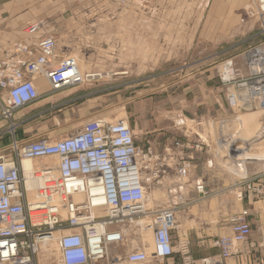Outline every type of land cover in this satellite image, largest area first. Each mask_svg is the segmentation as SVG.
Returning <instances> with one entry per match:
<instances>
[{"label":"built area","instance_id":"obj_1","mask_svg":"<svg viewBox=\"0 0 264 264\" xmlns=\"http://www.w3.org/2000/svg\"><path fill=\"white\" fill-rule=\"evenodd\" d=\"M44 26L45 20L28 22L24 32L30 41H15L0 56V118L10 122L7 131L13 136L16 111L101 78L96 71H83L75 56H62L55 34L40 36ZM218 74L233 113L260 110L264 116V35L246 47L241 61L222 60ZM37 77L47 79L49 90L39 91ZM197 136L191 139L185 133L186 141L175 140L159 152L151 144L138 143L126 118L102 117L87 119L56 141L15 138L8 155L0 156V264H115L119 257L110 256L111 245H130L128 264L163 262L176 251L183 264H227L250 240L249 208L228 218L230 233L215 242L219 255L195 259L188 239L175 244L173 235L186 194L179 190L181 201L174 205H148L152 186L171 170L180 182L177 187L193 184L201 199L210 195L203 180L190 181L204 143ZM30 159L45 160L43 169L27 173L23 162ZM254 162L260 163L259 170L249 172L246 166L231 187L238 201H244L246 193L264 201V160ZM28 178L35 182L31 188ZM142 233L150 234L152 241H145ZM45 250L52 254L50 261L44 259Z\"/></svg>","mask_w":264,"mask_h":264},{"label":"rangeland","instance_id":"obj_2","mask_svg":"<svg viewBox=\"0 0 264 264\" xmlns=\"http://www.w3.org/2000/svg\"><path fill=\"white\" fill-rule=\"evenodd\" d=\"M89 1L77 0V6L64 10L62 19L60 10L52 9L41 10V13L35 10L36 17L31 18L45 20L44 29L53 34H77L71 41L59 38L60 49L69 47L72 52L68 56H75L84 71L92 70L101 75L82 87L60 91L64 93L55 98L53 108L45 114L46 120L53 124L52 132L81 128L89 119H81L87 109L100 112L101 117L109 120L127 118L125 84L138 80L134 84L142 91L143 101L139 104L144 110V117L133 123L138 143L151 144L161 152L165 142L160 140L159 127L164 121L169 135L177 133L175 140L181 141L184 133L175 128V120L177 110H182V114L192 118L188 125L191 139L198 138V133L204 142L192 175L210 187L224 186L235 192L231 187L241 178L226 168L224 160L232 161L238 154L249 151L263 154L264 132L249 118L239 117V123L234 122L243 134L240 140L228 145L229 149L235 145V150L228 153L224 145H218L219 123L238 115L227 103L218 65L226 58L241 61L246 47L263 37L264 13L258 1ZM61 54L65 52L61 50ZM142 131L146 135L141 134ZM250 161L246 166L252 172L260 163ZM179 184L171 170L162 183L152 186L148 205L163 207L179 203ZM232 196L230 205H234L235 210L242 209L233 193ZM223 207L222 202L217 204L212 200L201 208L207 218L217 215ZM142 236L145 241H152L150 234L142 233ZM45 253L44 259L48 257L50 261L52 254L47 250Z\"/></svg>","mask_w":264,"mask_h":264},{"label":"crops","instance_id":"obj_3","mask_svg":"<svg viewBox=\"0 0 264 264\" xmlns=\"http://www.w3.org/2000/svg\"><path fill=\"white\" fill-rule=\"evenodd\" d=\"M91 1L92 0H90L89 2ZM77 5V0H0V56H2L4 51L9 48L13 42L30 41V37L29 35L25 34L24 29L26 27V24L30 21H41L37 18L33 20L31 19L32 17H36L37 12H35V10H39V12L41 10L48 9H52L55 11L60 10L62 15L60 16L61 18L63 17L64 10L66 8L74 7ZM32 11H34V14H32ZM40 15L41 14H39L37 17H39ZM44 32L49 31L43 29L39 35L41 36V34H43ZM56 36L58 40L59 38H63L65 40L67 39L71 41V39H75L77 34ZM61 50L65 52V54H61L62 56H68V54L72 52V49H70L69 47L66 48V46H64V49H60V53ZM136 81L138 80H130L129 83L125 84L126 92L124 105L127 113L126 119L132 125L135 119L144 117V110L140 108L141 105L139 104L143 101V94L142 91L138 89V85L134 84V82ZM36 84L41 93L49 90L50 88L47 79L44 77H37ZM63 93L64 92H57V94L45 96L38 102L29 105V107L16 111L12 120V122L18 124L14 136L7 131L10 122L6 119L0 118V156L1 154L8 155V148L15 138L20 141H30L48 137L52 141H56L71 135L75 130L72 131L71 129H68L62 132L58 131L57 133L55 131L52 132V129L50 128L53 124L51 122H48L45 117V114L49 113L48 111L53 108L52 103L56 101L55 98H57L58 95L61 96V94ZM181 100L182 99H179L178 101L181 102ZM177 112L178 117L175 120V128L180 130L181 133H184L185 137V133L189 134L188 132L190 131V129L188 125L189 122L192 121V118L188 117L186 114H182V110L180 109L177 110ZM84 114L85 115L81 118L82 120H86L88 117L102 118L100 112L90 111L89 109L85 110ZM159 128L161 134L160 140L165 142L164 145L166 146L172 144L177 136V133L175 135H169V128L166 121L162 123V126L160 124ZM141 134L146 135L145 133H143V131L141 132ZM186 140L187 137L182 138V141ZM259 168L260 166L252 172L258 171ZM193 172H195V170H193ZM192 177L198 178L195 175H192ZM206 186L207 189L211 191L210 195L206 197V199H201L200 196H198L197 192L193 188V184H191V186L185 187L184 190L180 187H177V190H183L187 192L185 197L187 202L185 201V205H181V208L177 213L176 221L178 225L177 229L175 230L177 231V233L174 234L175 231H173L175 244L178 242V239H188L192 258L194 257L195 259L219 255L221 249L216 246L215 242L222 235L230 233L231 228L228 218L232 214H236L246 207L251 210L249 219L252 224V234L250 240L241 247V253L237 254V256L227 259L226 263H264V201L253 200L250 194L246 193L244 201H238L240 202V204H242V209L235 210V206L230 205L233 203L232 193L235 198L234 192L227 190L226 188H224V186ZM213 195L215 197L210 198ZM212 200L217 201V204L219 202H222V205H224V207L220 209V212L217 215H212L205 218L203 216L204 211H202V208L204 206V203ZM225 204L228 205L227 208H225ZM118 248L119 246L111 245L109 247L110 256L119 257V260H115V264H128L125 257L131 249L130 245H127L126 247L122 246L120 247V250H118ZM145 264H183L182 255L179 251H176V253L172 257L165 259L163 262L150 261V263Z\"/></svg>","mask_w":264,"mask_h":264},{"label":"bare ground","instance_id":"obj_4","mask_svg":"<svg viewBox=\"0 0 264 264\" xmlns=\"http://www.w3.org/2000/svg\"><path fill=\"white\" fill-rule=\"evenodd\" d=\"M260 7L264 9V0H260ZM81 69L84 71V67L82 68V65L80 64ZM99 75V74H98ZM239 117H247L253 122L254 124H258V129H262L264 125V116L263 112L250 110L246 113L240 114L236 117H233V119H227L223 122L219 123L218 131L220 132L219 138L217 140V143L219 146L224 145V149L228 151V153L233 152L235 149L231 146L229 149V144H232L234 140H240L243 132L240 131L238 128V125L236 123L239 119ZM236 121V123L234 122ZM260 132V130H257ZM218 133V132H217ZM257 134V133H256ZM225 138V139H224ZM248 138V137H247ZM251 160L254 161H263L264 160V153L249 151L240 153L237 155V157L234 158V160L230 161L228 159L224 160V164L228 170H230L233 174H236L239 177H243L246 172V163L247 161ZM250 161V162H251ZM43 163L40 165L39 163ZM45 160H25L23 162V166L25 168V171L29 173L30 171H41L44 167ZM28 186L31 188L35 185V182L28 178ZM79 199L82 198V196H78ZM151 201V200H150Z\"/></svg>","mask_w":264,"mask_h":264}]
</instances>
